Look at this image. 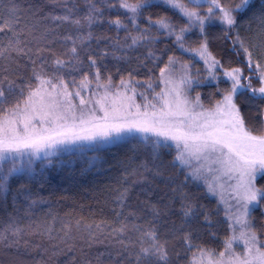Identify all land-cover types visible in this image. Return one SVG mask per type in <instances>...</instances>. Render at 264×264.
I'll use <instances>...</instances> for the list:
<instances>
[{
	"label": "snow or ice",
	"instance_id": "6c2138e0",
	"mask_svg": "<svg viewBox=\"0 0 264 264\" xmlns=\"http://www.w3.org/2000/svg\"><path fill=\"white\" fill-rule=\"evenodd\" d=\"M87 2L89 9L81 17L73 18L72 9L65 15L52 17L55 21L73 25L77 35L63 37L72 46L60 55L52 53L51 72L45 68L47 61L41 59V53L50 49L37 47V59H32L29 54L33 49L21 46L24 42L18 38L22 33L17 31V26L22 10L15 0H9L0 12V33H11L8 44L0 47V56L5 53L9 57L13 54L28 56L32 64L26 82L17 83L16 79L6 75L0 77V194L7 196L12 179L31 177L38 161L41 165H51L53 157L66 152L84 156L88 151L98 152L106 144L140 133L146 141L149 137L155 138L150 140L153 159L159 161V165H154V175H162L159 149L174 147L171 165L178 170L187 169L186 180L203 182L206 192L218 197V205L227 204L225 216L229 234L224 237L219 251L195 244L191 220L197 215V206L190 194L179 187L173 188L175 195L163 208L147 205L153 217L147 227L136 223L129 226L122 221L119 228L113 229L121 234L138 233L135 241H129L138 245L135 264H169V239L167 235L162 239L155 221L174 211L179 214L181 224L176 226L173 222L167 234L177 237L182 233L178 238L191 253L187 264H264V239L261 236L264 229H258L251 220V212L264 201V187H257L255 183L264 177V53L256 54V49L264 47V0H160V4L178 15L183 23L168 15L153 18L150 11L146 12L158 6L152 0H114L112 3L101 0L102 5L118 6L125 13L123 19L117 16L108 20L117 31L123 29L126 32L122 41L116 38L112 42L111 55L115 59L126 58L117 56V52L123 53L125 49L137 46L148 47L159 35H164L174 37L172 43L176 49L203 61L206 75L199 80L190 72L191 61L181 62L175 55H169L159 69V83L164 85L159 92L155 91L151 77L145 82L137 80L135 70L128 71L127 76L121 75L117 82L111 73L105 76L99 61L109 55L107 50L87 56L88 71L83 72L79 81L75 77L71 82L65 78L61 70L66 65H70L72 71H83L80 51L93 39L91 27L102 15V8L97 7L94 0ZM204 5L207 8L201 12ZM241 17L245 18L249 30L253 22L258 23L256 42L240 36ZM141 18L147 21L144 28L138 23ZM214 22L221 26L218 39H231L233 47L238 46L237 55L243 52L244 67L225 68L210 51L208 26ZM153 28L156 36L151 34ZM195 29H198L200 39L190 42L188 34ZM96 39L111 40L109 37ZM62 56H68V59ZM153 56L149 47L146 58ZM221 80L226 87H220ZM205 81L216 82V91L210 95L219 96L208 107L202 103L200 93L194 99L188 94L193 83ZM138 97L140 102H137ZM238 97H244V100L238 101ZM244 104L249 105V111L255 110L251 123L243 111ZM97 162L96 157L87 158L89 168ZM144 167L145 171H152ZM140 175L143 178V173ZM128 191L125 189L117 195L121 204ZM177 199L179 207L174 209ZM202 215L211 229L209 212L204 211ZM186 225L188 230H185ZM64 227L68 229L70 225ZM96 227L99 229L101 225ZM23 231L10 222L0 232V240H7L9 235L20 237ZM209 235L215 238L216 233ZM120 243L125 248L129 246L123 240ZM237 245L242 246L240 250Z\"/></svg>",
	"mask_w": 264,
	"mask_h": 264
},
{
	"label": "trees",
	"instance_id": "16d2710c",
	"mask_svg": "<svg viewBox=\"0 0 264 264\" xmlns=\"http://www.w3.org/2000/svg\"><path fill=\"white\" fill-rule=\"evenodd\" d=\"M94 2L97 7L102 8V15L91 27L93 39L80 51V58L84 61L80 66L83 71H72L70 65L61 70L69 82L73 77L79 81L83 72L88 71L87 56L90 53L98 55L101 50H107L109 55L99 61V66L105 76L108 73L113 75L114 82L119 81L121 75L127 76L128 71L135 70L136 79L141 82L151 77L157 91L161 85L159 69L167 62L169 55H175L181 62L191 61L192 76L199 80L204 79L206 73L203 71L202 62L194 55L176 49L172 43L174 37L159 35L148 47L125 49L123 53L117 52L116 55L126 58L115 59L111 55L112 42L116 38L122 41L126 32L123 29L117 31L108 20L117 16L123 19L124 10L118 6L109 8L106 4L102 5L101 0ZM108 2L112 3L114 0ZM8 3L9 0H2L0 12L4 11ZM15 3L22 10L17 26V31L22 33L18 38L24 42L21 46L33 49L29 54L32 59H37L35 54L37 47L50 49L51 51L41 53V59L47 61L45 68L51 72L52 53L60 55L72 46L71 42H65L63 37L77 35V29L73 25L55 21L52 17L65 15L68 9H72L73 18L81 17L89 9L87 0H15ZM152 3L158 6L146 12L150 11L153 18L156 15H168L174 21L183 23L178 15L160 4V1L152 0ZM206 8L207 5H204L200 11L204 12ZM138 23L141 28L147 26V21L143 18ZM87 30L85 28V31ZM238 30L242 38L256 42L254 36L258 31L257 22H253L249 30L245 18L241 17ZM151 34L157 35L155 28ZM220 35L219 24L208 26L210 51L221 60L225 68L244 67L243 52L240 51L237 55L238 46L234 48L231 39L227 41L218 39ZM10 36L11 33H0V47L8 44ZM40 37L46 39H38ZM96 37H109L111 40H97ZM198 39H200L198 29L188 34L190 42ZM192 46L195 47L196 44ZM149 47L154 56L146 58ZM261 53H264V47L256 49L257 55ZM61 58L67 60L68 56ZM31 69L32 64L28 56L13 54L9 57L7 53L0 56V77L6 75L16 79L17 83L26 82ZM245 75H248L247 70ZM253 83L256 84V81L253 80ZM193 85L189 98L194 99L196 94L200 93L205 107H208L213 99L219 98L210 95L216 91V82L205 81ZM226 86L221 80L220 87ZM149 92L151 95V90ZM242 100L244 97H238V101ZM243 111L251 123L254 108L249 111V105L244 104ZM150 140L152 138L146 141L140 137L126 136L102 146L98 152L88 151L84 156L66 152L53 157L51 165H41L38 161L34 165L31 177L12 179L11 190L7 196L0 194V232H3L10 222L24 231L20 237L9 235L7 240H0V264H135L138 245L134 246L129 241H135L138 233L127 231L121 234L114 232L113 229L119 228L122 221L129 226L136 223L147 227L148 222L153 220L147 205L163 208L175 195L172 189L177 187L190 194L197 206V215L191 220V227L195 229L194 243L219 251L224 237L229 234L225 208L221 204L218 205V200L206 192L203 182L185 179L187 169L178 170L171 165L170 162L175 155L174 147L159 149V156L163 161L162 175H154V165H159V161L153 159ZM88 157L97 158L98 162L94 167L87 166ZM144 166L152 171H145ZM255 183L257 187H264V177L257 179ZM125 189L129 190L128 195L121 204L116 197ZM32 201L36 203L33 204ZM173 207L178 209V199ZM204 211L210 214L211 229L203 219ZM129 213L135 215L130 216ZM251 220L258 229H264V201H261L259 208L251 212ZM173 222L176 226L181 224L180 216L175 211L155 221L162 239L166 235L169 239V264H187L191 253L185 250V245L178 238L182 233L177 237L167 234V230L173 227ZM66 224L70 225V228L66 229L64 227ZM97 224L101 225L99 229L96 227ZM185 230H188L187 225ZM65 232L68 233L67 236ZM210 232L216 233L215 238L210 237ZM261 236L264 239V232ZM17 239L19 242L14 243L13 241ZM121 240L129 246L125 248L124 244L120 243ZM240 246L237 245V250H240ZM129 253L132 255L129 256Z\"/></svg>",
	"mask_w": 264,
	"mask_h": 264
},
{
	"label": "rangeland",
	"instance_id": "374dc122",
	"mask_svg": "<svg viewBox=\"0 0 264 264\" xmlns=\"http://www.w3.org/2000/svg\"><path fill=\"white\" fill-rule=\"evenodd\" d=\"M157 1H160V0H157ZM204 10H206V9H204ZM214 23H216V24H219L218 22H214ZM213 23V24H214ZM195 58L196 59H199V57H197V56H195ZM200 60V59H199ZM201 61V60H200ZM202 62V64H203V61H201ZM203 67H204V65H203ZM194 85H192V87H193ZM94 87V86H93ZM162 87H164V85H160V88H162ZM192 87H191V89L189 90V93L191 92V90H192ZM160 91V89L159 90H157L156 92H159ZM188 93V94H189ZM85 98H88V93H85ZM139 98V97H138ZM137 98V102H140L139 101V99ZM75 103L78 105L79 104V101L78 100H76L75 101ZM128 136H136V137H140V138H142V135L140 134V133H133V134H131V135H128ZM149 138H152V139H155L154 137H149ZM170 143V142H169ZM214 197V196H213ZM217 200H218V197H215ZM225 209H226V207H227V204H225V203H220ZM242 246H240V248H241Z\"/></svg>",
	"mask_w": 264,
	"mask_h": 264
}]
</instances>
